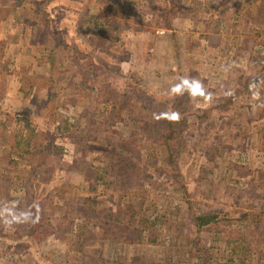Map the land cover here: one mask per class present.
Masks as SVG:
<instances>
[{
    "label": "rangeland",
    "instance_id": "obj_1",
    "mask_svg": "<svg viewBox=\"0 0 264 264\" xmlns=\"http://www.w3.org/2000/svg\"><path fill=\"white\" fill-rule=\"evenodd\" d=\"M263 2L0 0V264H117L120 259L131 264H195L200 249L210 245L217 264H228L219 257L224 240H214L209 227L197 229L192 219L227 208L257 214L254 223L260 228L248 225L242 232L262 247L247 262L264 264L263 191L252 186L264 179L253 172L264 160V80L256 63L264 54ZM167 3L170 9L163 10ZM106 24L108 34L118 38L107 54L92 50L88 40ZM77 50L87 53L78 57ZM36 77L46 79L48 90L40 95L49 97L51 90L57 111L71 122L87 113V103L81 101L93 82L103 86L110 81L133 96L126 109L114 113L115 130L126 116V134L137 136L144 122L137 106L153 116L178 110L185 116L180 133L184 153L175 159L180 169L172 173V165L157 157L153 169H141L148 176L136 172L135 182L128 180L127 187L88 189L78 170L84 158L106 159L107 148L93 147L84 157L78 142L83 136L75 134L76 122L82 123L79 117L63 132L46 119L45 111L36 114ZM21 118L48 134L42 144L59 148L63 162L55 174L60 177L57 186L30 176L29 161L20 155L22 143L15 146ZM165 123L160 120L155 126ZM159 137L153 147L162 158L167 148ZM119 141L129 143L122 137ZM136 143L134 152L117 161L126 173L130 161L136 160V167L146 160L147 145L137 148ZM80 194L85 199L96 196L94 207L121 208L129 221L138 227L146 224L148 231L130 243L125 234H136L129 232L131 222L109 227L96 223L78 206ZM47 212L52 215L46 217Z\"/></svg>",
    "mask_w": 264,
    "mask_h": 264
},
{
    "label": "trees",
    "instance_id": "obj_2",
    "mask_svg": "<svg viewBox=\"0 0 264 264\" xmlns=\"http://www.w3.org/2000/svg\"><path fill=\"white\" fill-rule=\"evenodd\" d=\"M162 9L169 10V3H167ZM257 10H259V7ZM164 20H168L166 16ZM162 22L163 20L161 23ZM116 39L118 38L115 34H108L107 24L103 27V29L97 30L94 35L88 36L90 47L92 46L91 49L94 50L98 48L102 52H106V54L109 53L107 52L108 47L112 48L114 40ZM76 52H78V54L74 55L81 57L87 53V50L82 52L77 50ZM260 57L261 59H258V62L256 63L263 71L262 78L264 80V54H262ZM97 58L103 61L101 59L103 56L97 55ZM103 63L104 62H101L102 66L104 65ZM80 64L82 65V63ZM91 65L98 67L100 66V63H93ZM91 65H89V67ZM51 79L52 78L50 76L49 80ZM92 84L93 85L88 86L89 88L87 89L86 94L83 93L85 94L86 98L83 97L84 101H81L87 103L86 105L83 104L87 113H82L80 117L75 116L73 122H71L72 120H69L66 115L57 111V106H54L57 103V96L52 98V96L55 95L51 92V90L48 91L50 95L49 97H46V95H40V92L47 89L45 88L47 86L45 78L39 79L36 77V82L34 83L35 89L32 94V97H34L33 101L35 102L36 100V114H39V110L45 111L44 115L46 116V119H52L51 122H56L55 127L57 131L62 130L65 132L74 124V122L78 120V117L80 118L79 121H82V123L78 125L76 122L75 126L77 127L75 134L77 136H83L82 140L78 141L80 142V148L85 149L81 152L82 156H87L88 151H92L89 149L93 147H96L97 149L98 147H100V149L107 148V158L104 160L91 161L90 158H84V160L82 159L84 163L78 170V173L81 176V180L88 182V189H94L99 185L113 184H117L122 188L127 187L128 180L135 182L134 179L136 172H138L142 178H144L143 176L147 177L148 174L146 171H141L142 167L145 166L146 169H153L154 165L159 162L158 158L161 162H169L170 165H172V169L170 170H173L172 173L176 174L180 168L179 163H177L175 159L177 156L179 157V155L184 153L183 144L185 140L183 138V143H181L182 136L180 133L184 134V124L181 123V120L184 119L185 116H181L180 114L178 115L179 111L176 109H170L165 112L162 110L160 113L153 116L154 112L151 110H148L146 107L137 106L138 110L136 114L143 118L144 122L139 124L140 132L137 136L134 134V132L126 134L123 132V129L126 127V123H128L126 116L120 129L115 130L114 126L116 124V115H114V113L117 112L118 108L123 110L126 109L132 100H134L129 90H117L110 83V81L104 82L103 86L99 85L97 82L95 84L93 82ZM220 107L223 108L224 106L221 105ZM209 110H207V112H209ZM165 113L170 114V116L167 117ZM21 119L24 122L20 128L19 140L16 141L15 146L19 147L20 143H22V146L20 147V155L23 156L24 154V158L29 161L30 176L35 179H39L40 182H50L54 186H57L60 177H56L55 174L57 170L61 169L60 164L63 162L58 155L60 152L57 153L59 148L57 149V147L53 146V144H51V146L42 144L41 138L48 136V134L45 133L43 129H40L38 125H36V127L33 126L28 121V118ZM160 120L166 122L165 125L161 126L163 128L155 126ZM120 130L121 132L119 134ZM160 134L162 138L159 137V139L165 143L164 146L167 148V153L162 155V158L160 157V154L156 153L153 147V144L156 146L154 139L158 140L157 137ZM120 137H122L124 140H128L131 145H129V143L120 144ZM133 142H137V148L140 143L147 145L146 160L143 162L140 158V165L135 167L136 160L131 159L132 161L129 162V166L131 165V171L126 173L121 169L124 164H117V161L125 158L127 156L125 154H127L129 151L134 152V146L132 145ZM89 157L94 156H92L91 153ZM160 167L161 166H157V169ZM118 168L122 172H117L116 169ZM253 172L258 173V175H264V160H261L259 166L254 168ZM172 173H170V175H173ZM165 174L168 175L167 171ZM178 175L179 174H177V176ZM252 186L255 187V189H262V199H264V179L260 182L257 181L255 184H252ZM84 197L85 196H83V194L78 195V206H80L82 209L84 207L87 217L93 218L94 221L97 220L96 223L101 221L106 227H109L110 223H118L121 225H125L126 223L128 225V222H131L132 226L131 224L128 226L130 229L129 232L132 233V231H136V234L135 236H132V238L131 236L128 237L125 234V239L130 243L134 242V238H143L145 232L148 231V226L146 224H144L142 227H138L136 224H134V222L132 223V221H129L130 217L126 216L125 212L123 213L121 208H112V206L94 207L91 200H94L96 196L88 199H85ZM67 207L68 208H66L65 211L67 213L66 217H68V212L71 211L70 207ZM47 214L48 215L46 217L52 215L51 212H47ZM255 215L257 214L249 210L238 211L233 208H227L223 212L222 210H218L194 214L192 219L197 229L209 227V230L212 231L211 233L215 236L214 240H216L215 238L224 240L223 245H221L223 250L219 253L220 258L225 257L226 261L229 262L228 264H249L247 262V258H249L251 254L259 255V251L262 250V247H260L255 240L246 238L243 236L242 232L245 227L248 229V225H254L257 228H260V225L257 222L256 224L254 223ZM46 221L50 223V220ZM152 224L153 222L149 223V225ZM233 225H235V227L230 230L231 233L226 232V229L229 230ZM97 232L98 231L96 230L94 233ZM213 247L214 246L210 245L207 248H201L197 262L195 264H217L214 254L212 253ZM237 252H239V254H235ZM261 258L262 257L258 256V260H261ZM117 264H131V260L129 261L120 259Z\"/></svg>",
    "mask_w": 264,
    "mask_h": 264
},
{
    "label": "crops",
    "instance_id": "obj_3",
    "mask_svg": "<svg viewBox=\"0 0 264 264\" xmlns=\"http://www.w3.org/2000/svg\"><path fill=\"white\" fill-rule=\"evenodd\" d=\"M243 1V0H242ZM247 1H249V0H246V3H247ZM259 3V2H258Z\"/></svg>",
    "mask_w": 264,
    "mask_h": 264
}]
</instances>
